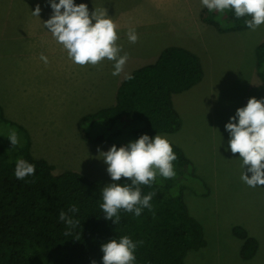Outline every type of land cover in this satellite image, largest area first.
I'll list each match as a JSON object with an SVG mask.
<instances>
[{"label": "rangeland", "instance_id": "374dc122", "mask_svg": "<svg viewBox=\"0 0 264 264\" xmlns=\"http://www.w3.org/2000/svg\"><path fill=\"white\" fill-rule=\"evenodd\" d=\"M74 2L87 4L90 13L94 7H105L112 16L119 26L121 54L129 56L124 72L119 81V75H112L113 63L106 59L97 66L75 64L43 25L53 11L49 0H0V141L9 160L21 156L27 133L35 157L46 159L55 172L74 170L102 179L105 186L118 183L99 154L114 143L84 140L78 120L102 107L95 106L99 100L108 103L110 92L125 74L154 63L165 47H185L200 58L203 77L173 95L181 128L157 133L180 146L192 163L176 180L187 176L183 180L189 185L182 194L203 226L206 243L189 250L185 263L264 264V186L249 187L241 180L244 171L251 173L247 166L241 167L239 153L228 147L230 134L225 128L249 98H264L256 53L264 41V24L256 30L220 31L203 20L201 0ZM37 5L39 17L32 12ZM42 7H50V14ZM129 27L139 37L134 44L127 38ZM41 54L48 57L47 64ZM22 121L31 126H23L27 132L17 127ZM13 129L20 140L15 147L7 137ZM236 226L257 240L250 258L241 255L244 238L234 232Z\"/></svg>", "mask_w": 264, "mask_h": 264}, {"label": "trees", "instance_id": "16d2710c", "mask_svg": "<svg viewBox=\"0 0 264 264\" xmlns=\"http://www.w3.org/2000/svg\"><path fill=\"white\" fill-rule=\"evenodd\" d=\"M204 7L202 18L220 31L248 28L237 19L234 10L210 12ZM258 73L264 80V41L256 49ZM133 79L120 83L116 102L82 115L78 128L84 140H110L122 146L143 134L174 133L181 128L182 119L174 106L173 95L190 89L203 77L198 55L182 46H168L154 63L133 70ZM19 129L26 131L24 127ZM27 132V131H26ZM21 148V156L36 166L35 174L23 180L14 175L15 161L0 141V264H103L101 245L111 239L127 235L137 244L135 264H186L189 250L206 243L203 226L193 216L182 191L185 175L192 163L183 149L171 142L178 159L174 161L176 175L165 179L157 176L151 186L141 185L142 195L154 192L152 210L143 209L140 216L120 211L115 224L106 219L100 205L105 183L78 171L55 172L44 158H36L30 151V139ZM191 172V171H190ZM190 176V174H189ZM193 176V175H192ZM118 183H130L122 177ZM75 205L77 213H68ZM65 211L80 226L68 230L58 219ZM234 232L244 238L241 255L250 258L258 243L244 228Z\"/></svg>", "mask_w": 264, "mask_h": 264}, {"label": "clouds", "instance_id": "9594fccd", "mask_svg": "<svg viewBox=\"0 0 264 264\" xmlns=\"http://www.w3.org/2000/svg\"><path fill=\"white\" fill-rule=\"evenodd\" d=\"M49 3L52 15L43 21V25L75 64L97 66L106 59L113 63L112 75L118 76L124 72L129 56L128 53L121 54L123 49L118 43L119 26L105 7H94L90 13L87 4H77L74 0H59L58 3L57 0H49ZM201 3L209 12L234 10L237 19L248 17L244 23L251 30L264 24V0H201ZM32 12L39 17L40 6L37 5ZM127 38L133 44L138 41L134 27L127 30ZM40 59L48 63L47 56L41 54ZM125 78L131 80L133 76L125 74ZM225 128L230 134L228 147L233 154L239 153L241 167L245 169L247 166V172L251 173L249 176L244 171L241 180L249 187L264 186V98H249L246 106L237 108ZM7 137L13 147L20 143L15 129ZM99 154H102V159L108 165L107 172L113 181H120L122 177L130 181L110 183L102 190L103 202L100 207L104 217L115 224L120 221L121 210L134 213L135 216H140L145 208L152 210L151 200L155 193L142 195L141 185L151 186L158 175L165 179L176 175L173 162L178 157L170 140L164 135L150 137L143 134L119 148L113 144L108 151H100ZM35 170V164L20 158L15 163L14 175L23 180L34 175ZM78 211L75 205L68 209V213ZM58 219L67 226L66 236H70L71 230L80 226L81 222L63 210L59 212ZM138 243L142 242H134L124 235L102 244L103 264H135ZM92 264H96V261L93 260Z\"/></svg>", "mask_w": 264, "mask_h": 264}, {"label": "crops", "instance_id": "0c3cea01", "mask_svg": "<svg viewBox=\"0 0 264 264\" xmlns=\"http://www.w3.org/2000/svg\"><path fill=\"white\" fill-rule=\"evenodd\" d=\"M42 9H45L46 11H47V13L46 14H50V7H42ZM40 30H43V28H41ZM133 71V70H132ZM130 74V73H129ZM125 78V76L122 78V80ZM120 79H121V77H120V75H119V81H120ZM122 80H121V82H122ZM120 82V83H121ZM120 83L118 82L117 84H116V86H115V88L110 92V98L108 99V103H106L105 105H104V99H102V100H99L98 101V103L95 105V106H102V107H100L99 109H101V108H104V107H109V106H111V105H113L115 102H116V95H117V90H118V87H119V85H120ZM94 109V108H93ZM99 109H94V110H99ZM89 113V112H88ZM80 119V118H79ZM79 121V120H78ZM20 124V126H25V128H28V129H30L31 128V126L29 125V124H27V123H25V122H21V123H19ZM30 145H31V143H30ZM31 151V150H30ZM31 153H32V155L35 157V154H34V151H33V149H32V151H31ZM37 158H42V157H37ZM51 164V163H50Z\"/></svg>", "mask_w": 264, "mask_h": 264}]
</instances>
